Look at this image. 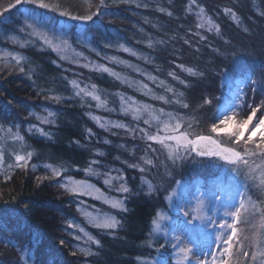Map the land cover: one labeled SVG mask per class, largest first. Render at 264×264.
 <instances>
[{"label": "trees", "instance_id": "16d2710c", "mask_svg": "<svg viewBox=\"0 0 264 264\" xmlns=\"http://www.w3.org/2000/svg\"><path fill=\"white\" fill-rule=\"evenodd\" d=\"M60 2L74 14L84 12L81 0ZM94 2L98 3L99 0ZM9 3H15V0H0V5L7 6ZM106 3L108 7L103 10L105 14L88 23L70 20L58 13L26 3L16 5L4 13V18H0V53L14 52L24 55L26 73H31L29 79L28 75L20 73L18 69L0 71V125L18 126L29 149L40 157L33 158L30 162H38L35 164V171L31 168L26 171L16 169L12 179L8 181L0 175V264H16L19 258V253L13 248H5L2 241L15 238L18 243L23 241L27 245L28 231H32L39 238L38 242L34 241L32 244L30 264H140V260L155 259L161 252V258L167 264H172L170 256L173 250L165 246L158 252L160 245L165 244L163 238L149 234L156 213L168 211L165 197L176 187L175 181L179 180L182 186L190 188H197V183L205 197L212 196L216 185L231 186L233 173L230 167L216 158H199L193 155L172 165L171 161L166 160V153L148 149V142L141 139L139 132V128L147 126L142 121L135 122L131 116L121 113L120 95L152 104L156 108L163 107L167 112L194 116L199 121L196 131L208 134L213 113L229 88V81L233 88L236 80L241 78L240 66H249L255 68L258 84L255 94L250 88H245L246 102L259 103L264 98L261 92L264 73L259 68L264 62V17L258 13L264 11V0H197L206 14L220 25L219 36L214 31L195 28V12L198 9L193 5V13H187L189 0H116L115 3L113 0H106ZM226 7L237 13L240 18L239 25L224 13L223 9ZM159 8H165L173 15L168 16L167 12L162 13ZM26 10L38 15V27L47 31L50 29V35L67 39L76 52L83 53L79 57V64L61 60L57 53L43 47L40 41L28 36L27 32L19 31L26 19ZM46 17H51V21L56 24H62L61 27L52 29L49 27L51 24L45 21ZM245 28L248 32L244 31ZM195 32L207 39L200 40L199 36L193 34ZM114 33L121 37V41H117L128 45L147 60L119 50L115 45L117 42L107 40ZM11 36L30 43L25 48H20L11 43L8 39ZM81 37L89 41L90 47L80 42ZM185 40L189 43L186 44ZM149 41L153 47L148 46ZM105 43L112 47H104ZM97 52L100 53L99 56ZM113 56L129 60L133 67H118L106 59ZM88 62L105 64L123 77L147 84L155 94L172 98V93H167L158 86L159 81L163 80L177 91L183 92V99L190 107L184 109L175 103L164 104L162 101L153 100L107 73L95 72L81 66ZM179 64L191 67L203 73V76H190L177 67ZM224 70H227V74L222 78L221 72ZM170 71L184 80L187 87L173 80L168 75ZM141 73L156 76L158 80L154 83ZM72 80H77L81 87L96 84L108 100L107 108L95 107V102L90 98L87 102H82L74 95L70 83ZM52 95L60 96L61 102L56 103L46 98ZM205 97L220 99H213L211 106L198 108ZM47 111L56 114L54 124H40L34 116L29 115H46ZM89 114L99 116L104 121L122 122L136 131L133 133L119 128L102 129ZM33 125L44 128L51 134V139L35 130L29 132L28 129ZM154 147L160 148L159 145ZM97 152L104 155L97 156ZM146 154L153 159L155 166L143 164L141 157ZM92 160L100 161L98 165H93L102 173L99 177L85 176L83 169ZM42 162L56 165L62 163L68 168L67 174L74 178L89 179L113 197H127V212L112 209L98 201L100 211L117 216L122 227L111 234L96 228L91 229L90 233L102 245L100 248L91 245L95 255L85 257L78 252L79 247L87 245L79 246L68 227L69 222L81 220L76 197L65 193L58 186V179L38 182V177L50 176L49 171L40 164ZM130 164H139L146 171L129 167ZM106 172H111L113 176H123V182L131 190L130 193L109 191L103 183V173ZM142 177L150 181L156 191L147 194V185L143 183ZM114 183L118 185L120 181ZM252 195L254 199L258 197L256 192ZM26 204L28 208L24 207ZM25 222L30 227L22 231L20 225ZM60 240L65 241L64 245H60ZM149 240L152 241L151 247L148 246ZM73 251H77L76 256L71 254Z\"/></svg>", "mask_w": 264, "mask_h": 264}, {"label": "snow or ice", "instance_id": "6c2138e0", "mask_svg": "<svg viewBox=\"0 0 264 264\" xmlns=\"http://www.w3.org/2000/svg\"><path fill=\"white\" fill-rule=\"evenodd\" d=\"M115 2L116 0H113V3ZM122 2H129V0H122ZM21 3L34 5L36 8L58 13L60 16L81 23L93 22L95 18H101L105 14L103 10L108 7L106 0H99L98 3H95L94 0H81L84 12L83 14H74L69 8L63 6L60 0H15V3H9L7 6L0 5V18H4V13ZM193 5L198 9L195 12L197 21L195 28L204 29L207 32L214 31L219 36L221 34L220 25L206 14L204 7L199 5L197 0H189L186 12L193 13ZM136 6L140 7L139 4ZM158 10L162 13L167 12L168 16L173 15L171 11H167L165 8H159ZM223 11L239 25L240 18L233 9L226 7ZM258 14L264 17V11H259ZM25 16L24 25L19 29L20 32H27L28 36L40 41L43 47H47L57 53L61 60H69L72 63L79 64V57L83 56V53L76 52L67 39L50 35L47 30L38 27L36 13L26 10ZM44 19L48 23L51 22V17ZM189 31L191 32V29ZM244 31L248 32V29L245 28ZM193 34L199 36L200 40L207 39L206 36L200 35L199 32ZM8 39L12 44L18 45L20 48H25L30 43V41L20 40L15 36H11ZM184 42L186 44L189 43L188 40ZM160 43H163V41H160ZM148 46L153 47L151 41H149ZM104 47H112V45L105 43ZM118 49L129 53L131 56L147 60L146 57L141 56L123 44H120ZM92 50L95 51V49ZM214 51L219 50L214 49ZM96 54L100 55L99 52ZM84 59L87 60V57H84ZM106 59L114 64H124L127 67H133L128 61L120 60L115 56L106 57ZM25 63L26 57L22 54L14 52L0 53V71L18 69L20 73H25L31 79V73H26ZM81 66L95 72L107 73L116 80L128 84L130 88H135L144 95L150 96L153 100L162 101L164 104L175 103L184 109L190 107L183 99L184 93L177 91L163 80L159 81L158 86L164 88L165 92L172 93V98L155 94L147 84L123 77L105 64L88 62ZM177 67L187 72L190 76H203V73L197 72L191 67H185L183 64H179ZM259 68L261 73H264V62L259 65ZM134 70L138 71L139 69ZM239 72L241 73V78L236 80L234 89L231 86V81H229L230 96L224 104H218L216 111L213 113V122L208 127V134L196 131L199 121L194 116H184L178 112H167L163 107L156 108L152 104L142 103L132 97L120 95L121 113L125 116H131V119L135 122L142 121L147 126L146 128H139V132L141 139L148 142L147 148L151 149L152 152L161 151L166 153V160L171 161L172 165L192 157L193 154L195 157L216 158L228 165L233 173L231 191L227 195L223 192L212 193V199L220 201L223 205L222 215L219 219L215 215H209L208 201L203 192L193 194L194 200L190 207L181 209L184 212V216L190 217L187 221L188 224H191L192 221H200L204 227L209 225L212 227L214 235L213 250L202 252L203 258H201L194 253L195 240H185L180 236L172 235V241L174 242L171 243V248L174 250L175 264H264V199L261 198L264 197V98L260 99L259 103L246 102L245 88H250L253 94L257 91L256 70L254 67L240 66ZM141 74L147 75V78L154 83L158 80V77L151 74ZM226 74L227 70L222 71V78L226 77ZM168 75L173 80L187 87L185 81L181 80L175 72L170 71ZM70 83L74 89V95L79 97L82 102H87V99L90 98L91 101L95 102V107L107 108L108 100L96 84L81 87L77 80H72ZM261 92L264 94V80L261 81ZM46 98L56 103L61 102V97L57 95L46 96ZM213 99L219 101L220 98L205 97L202 104L198 105V108L211 106ZM89 106L91 107V105ZM109 111H115V109H109ZM29 115L34 116L40 124L51 125L55 123L56 114L52 111H47L46 115H37L35 113H29ZM89 115L102 129L119 128L133 133L136 131V129H131L122 122L104 121L99 116ZM14 127L15 130H13ZM33 130L51 139V134L46 132L44 128L33 125L28 129L29 132ZM88 131L91 134V129ZM113 134L115 135L116 133ZM76 143L78 144L79 141H76ZM106 143L108 142L106 141ZM154 145H159L160 148L157 149ZM28 147L25 137L21 135L18 126L5 128L0 125V175L4 177L5 181L12 179L16 169L26 171L31 168L33 171L36 170L37 166L30 163L34 152L27 150ZM96 155L103 156L104 153L97 152ZM6 159H12L13 162L7 163ZM141 160L144 165L155 166L153 159L149 158L147 154L141 157ZM99 163L100 161L98 160H92L88 167L83 169L85 176H101L102 173L93 167V165H98ZM129 167L139 168L141 172L146 171L139 164H130ZM44 168L49 171L50 176L38 177V182L63 177V182H60L58 186L65 193L99 200L120 212L129 210L125 203L127 197H113L91 183L89 179H76L71 175H67L68 168L62 163L59 165L47 163ZM166 174L171 175L170 172H166ZM103 177V183L108 187L109 191L124 194L130 193L131 190L123 182V176H113L111 172H106L103 173ZM141 179L147 185V194L150 195L156 191L155 186L150 181L145 180L143 177ZM114 181H120V183L117 185ZM181 183L179 180L175 181L176 187H173L166 195L165 199L170 205L178 201L179 193L177 189L181 186ZM253 192L258 194L256 199L253 198ZM81 205L78 211L91 227L108 234L122 227L121 220L117 216L101 212L99 209L89 211L88 207L83 206L84 201H81ZM24 207L28 208V205L26 204ZM216 211L220 212L221 210L217 209ZM168 220H170L168 215L158 211L152 219V231L149 235L154 236L163 233L167 244L169 230L164 226V221ZM29 227L27 222L20 225L22 231L29 229ZM68 227L76 229L79 233L74 236V239L77 241L82 240L87 245V247L78 248V252L83 256L89 257L96 254L93 252L91 245H95L97 248L102 246L101 241L81 225L69 222ZM172 231L175 232V229H172ZM27 235L29 236L27 245H24L23 241L18 243L15 238L2 241L5 248H13L19 253L16 264H30L31 262L30 250L33 242H38L39 238L32 231H28ZM64 243V240H60V245H64ZM148 246H152L151 240L148 241ZM164 247L165 244H161L157 251L159 252ZM71 254L76 256L77 251H73ZM194 256L195 260H193ZM141 264H167V261H149L144 259L141 260Z\"/></svg>", "mask_w": 264, "mask_h": 264}, {"label": "rangeland", "instance_id": "374dc122", "mask_svg": "<svg viewBox=\"0 0 264 264\" xmlns=\"http://www.w3.org/2000/svg\"><path fill=\"white\" fill-rule=\"evenodd\" d=\"M37 17H38V15H37ZM36 23H37V21H36ZM50 24L51 25H49V27H51L52 29H58L62 25V24H56L53 21H51ZM84 38L81 37L80 42L84 46L90 47L89 41L84 39ZM120 39H121V37L118 34L114 33V35L110 36L107 40L112 41L113 43L117 42V44L115 43V45L119 46L120 44H123V43L119 42V41H121ZM117 40H119V41H117ZM123 45H125L126 47H129L126 44H123ZM124 53H126V52H124ZM126 54L129 55V53H126ZM120 60H124V61H128L129 62V60H126V59H121L120 58ZM117 65H118V67L120 66L122 68L129 69V67H127L124 64H117ZM127 86H128V84H127ZM234 88H235V86L233 87V89ZM229 96H230V88H228L227 91L225 92V94L223 95L220 104L221 105L224 104L226 99ZM4 127L7 128L9 126L6 125ZM13 130H15V127H14ZM9 143H11V142H9ZM27 150H30L29 147H28ZM33 158L40 159V157L36 153H34ZM52 159H53V157H52ZM6 162L7 163H11V162H13V160L12 159H6ZM33 163L34 164H38V162L35 161V160H34ZM40 164L42 166H44L45 164H47V162L46 163L42 162ZM67 175H69V174H67ZM57 179H58L59 183L63 182V177L57 178ZM195 185H197V188L196 187L190 188V187L181 185L177 189V191L179 193L178 201L174 202L171 205L167 201L168 202V211L165 212V214L170 217V220L164 221V226L169 230V234L167 236L168 243L167 244L165 243V237H164L163 233L156 234V236H159V237L163 238L165 246L169 250H173L171 248V243L174 242V241H172V235L180 236L181 238H183L185 240H195L196 244H195V247H194V253H195L196 256H200L201 258H203V256L201 255L202 252H209V251L213 250V248H214V244H213V240H214L213 229H212V227L210 225L208 227H204L201 224L200 221H192L191 224H188L187 221L190 219V217L184 216V212L181 210V209H187L188 207H190V205L193 203V200H194V195L193 194H198L199 192H202V190H200V187H198V184L196 183ZM230 191H231V186H229V185L228 186L216 185V188H215V192H223V193H225V195H227ZM75 197H76V199L78 201V209L82 206L81 205V201H84V205L83 206L88 207L89 211H94V210L98 209L99 206H100L99 203H98L99 200H94V199H92L90 197H78V196H75ZM206 199L208 201V207L210 209L209 215H215L217 217V219H219L220 216L222 215V210H223L222 203L220 201L213 200L212 196L206 197ZM181 200H183V203H181ZM99 202H101V201H99ZM177 203H178V206H177ZM217 209H220L221 211L217 212L216 211ZM99 210H100V208H99ZM178 214H180L179 218H178ZM80 215H81V213H80ZM80 217H81V220L80 221H76L74 223L81 225L87 231L90 232L93 227H91L89 224H87L85 222V218L82 215ZM172 229H175V232H173ZM70 233L73 236V238H74L75 235L79 234L77 232V230L74 229V228H70ZM75 241H76V243L79 246L84 245L82 240L81 241H77L75 239ZM159 254L162 255L163 252H161ZM161 255L157 256L155 259H152V260L146 259V260H149V261H161V260H163L161 258ZM170 258H171V263L175 264L174 250L171 252ZM142 260H144V259H142ZM193 260H195V256L193 257ZM140 264H141V260H140Z\"/></svg>", "mask_w": 264, "mask_h": 264}, {"label": "water", "instance_id": "95a60500", "mask_svg": "<svg viewBox=\"0 0 264 264\" xmlns=\"http://www.w3.org/2000/svg\"><path fill=\"white\" fill-rule=\"evenodd\" d=\"M199 158H206V157H199Z\"/></svg>", "mask_w": 264, "mask_h": 264}]
</instances>
